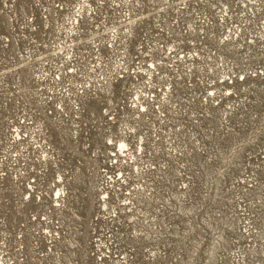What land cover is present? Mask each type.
Returning <instances> with one entry per match:
<instances>
[{"label":"rangeland","instance_id":"obj_1","mask_svg":"<svg viewBox=\"0 0 264 264\" xmlns=\"http://www.w3.org/2000/svg\"><path fill=\"white\" fill-rule=\"evenodd\" d=\"M0 261L264 264V0H0Z\"/></svg>","mask_w":264,"mask_h":264},{"label":"built area","instance_id":"obj_2","mask_svg":"<svg viewBox=\"0 0 264 264\" xmlns=\"http://www.w3.org/2000/svg\"><path fill=\"white\" fill-rule=\"evenodd\" d=\"M101 5H104V4H101ZM115 9L116 10H118V9H121V7H118V6H116L115 7ZM112 10H114V9H112ZM127 11V10H126ZM78 13V15L76 14V17L74 18V20H73V23L75 24V25H78V18L81 16V14L83 13V12H77ZM119 13H122V14H119ZM187 13H190V15L189 16H187L186 14L184 15V16H186V18H191L190 20L192 21V22H187V24H188V27H189V30H191L194 34L192 35L195 39L196 38H198V37H205L208 41H210L209 43L212 45V46H216V45H219V46H227L228 47V45L225 43L226 41H230V43L231 44H234V43H236L238 40V38L240 37V34L238 35V36H235V35H233V36H231V37H229V36H224L223 37V39L221 40V39H219V37H217L216 36V33H217V30L219 29L218 27H217V25H219V23L218 22H215L217 19H219L220 18V16H221V18L223 17V15H224V13H222V12H220V13H222V14H220V15H218V16H216V18H215V20L213 21V20H211V17H209V15H206V16H203V15H200V16H198V14L197 13H193V12H187ZM116 14H118V17L119 18H122V17H127V18H124L123 20H121V21H119L118 23H124L125 22V24L128 26V27H130V30H128L127 31V34H126V38L124 37V36H122L123 37V40L125 41V42H123V45H124V47H128V48H133V42H132V40L134 39V37L131 35L134 31H136L137 29H139L140 28V26H141V20H144V19H146V20H144L143 22H149V21H151L152 19H154V18H159L160 17V12H158V13H153V12H150V13H148L147 15H145L144 17L142 16V15H140L139 16V14H142V12H112V17H115V15ZM169 14L171 15V14H174V15H176V16H178V15H182V14H184V12H164L163 14H162V16H163V18H167V17H169ZM91 15V14H90ZM137 15L139 16L138 18H136L137 17ZM199 18H201V19H199ZM168 20H169V18L168 19H166V23L168 22ZM202 20L203 21H206L207 23L205 24H203V28H201V29H197V28H195V26L193 25V22L194 21H200V23L202 22ZM182 22V21H181ZM75 31V28L73 27L70 31H67L66 33H67V35H69L70 37H71V35L73 34V32ZM207 32L209 33V34H207ZM215 37L218 39L217 41L215 40ZM227 37H229L228 39H227ZM201 40H196V42H197V47H198V42H200ZM248 43H250V42H248ZM107 47L108 48H112V41L111 42H109L108 44H107ZM231 47V46H230ZM102 48H106V47H101L100 48V50L102 49ZM113 49V48H112ZM229 51V50H228ZM197 52H199L198 50H197ZM125 55H126V57H124V56H122V58H121V62H120V64H119V66H118V71L119 72H121V73H126V70H125V64H124V62L123 61H125V59L127 58V57H131V55L129 54V52H125L124 53ZM196 56L197 55H200V53H196L195 54ZM194 57V56H189V55H187L185 58L186 59H189V60H191V61H195L196 59H198V57ZM201 56V55H200ZM190 58H192V59H190ZM199 64L200 63H197L196 64V67L194 66H190V68H189V70L188 69H185V75H187V76H190L191 74H192V72L193 71H198V68H197V66H199ZM91 68H94V67H92L91 66ZM151 69H153L152 67H151ZM92 71L90 70V73H91ZM143 74V72H141V71H139V70H137V75L138 74ZM131 74H135L134 72H132V70L129 72V75H131ZM128 76V75H127ZM126 76V77H127ZM132 76V75H131ZM229 76V75H228ZM125 77V78H126ZM133 77V76H132ZM242 77H244V74L243 73H241V75H240V79H242ZM119 78H121V77H119ZM121 80H123V79H120V81ZM109 91H110V93H113V91L115 90V82H113V81H111V82H109ZM112 87H114V88H112ZM81 91H82V87H80L79 88ZM167 91H168V89H166ZM169 91H171L172 92V86L170 87V89H169ZM86 95V94H85ZM61 96V95H60ZM59 96V97H60ZM58 97V96H57ZM141 99V98H140ZM136 101H138V100H136ZM167 105V104H166ZM62 106H66V104H62ZM76 110H77V108H76ZM140 111H145V106L144 105H140ZM13 132H14V136L13 137H11L10 139L11 140H13V142L15 143L16 141H20L22 138H21V134H19V132L17 131V129H14L13 130ZM123 141H125L126 142V139L125 138H120L118 141H117V146H119V151L121 152V155L123 156V157H125V155H123V151H127V150H129L128 149V147H126V148H124L123 150H121L120 149V144L121 143H123ZM106 142H107V144H109V145H113V139H111V138H108L107 140H106ZM127 144V143H126ZM116 150H117V147H116ZM13 157H15V155L13 156ZM116 158H118V156L116 155ZM13 159H15V158H13ZM55 192V194H54V197H55V199H58L59 197H61L62 195H60L61 194V191L60 190H56V191H54ZM57 193H59V195H57ZM0 264H3V262L2 261H0Z\"/></svg>","mask_w":264,"mask_h":264},{"label":"bare ground","instance_id":"obj_3","mask_svg":"<svg viewBox=\"0 0 264 264\" xmlns=\"http://www.w3.org/2000/svg\"><path fill=\"white\" fill-rule=\"evenodd\" d=\"M126 147H128V146L126 145V142L123 141V143L120 144V149L123 150ZM57 195H59V193H57Z\"/></svg>","mask_w":264,"mask_h":264}]
</instances>
